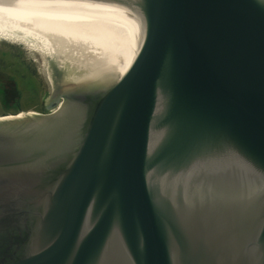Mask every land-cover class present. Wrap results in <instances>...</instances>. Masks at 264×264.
<instances>
[{
  "label": "water",
  "instance_id": "water-1",
  "mask_svg": "<svg viewBox=\"0 0 264 264\" xmlns=\"http://www.w3.org/2000/svg\"><path fill=\"white\" fill-rule=\"evenodd\" d=\"M24 1L135 53L0 119V264H264V0Z\"/></svg>",
  "mask_w": 264,
  "mask_h": 264
},
{
  "label": "bare ground",
  "instance_id": "bare-ground-1",
  "mask_svg": "<svg viewBox=\"0 0 264 264\" xmlns=\"http://www.w3.org/2000/svg\"><path fill=\"white\" fill-rule=\"evenodd\" d=\"M1 39L24 44L34 53L52 89L56 84L59 87L83 81L85 85L98 77H118L128 69L135 53L131 36L118 24L57 5L24 0H0Z\"/></svg>",
  "mask_w": 264,
  "mask_h": 264
},
{
  "label": "rangeland",
  "instance_id": "rangeland-1",
  "mask_svg": "<svg viewBox=\"0 0 264 264\" xmlns=\"http://www.w3.org/2000/svg\"><path fill=\"white\" fill-rule=\"evenodd\" d=\"M36 57L24 44L0 40V78H15L20 93L18 103L21 106L17 110H8L0 96V117L46 111L44 102L53 89Z\"/></svg>",
  "mask_w": 264,
  "mask_h": 264
},
{
  "label": "flooded vegetation",
  "instance_id": "flooded-vegetation-1",
  "mask_svg": "<svg viewBox=\"0 0 264 264\" xmlns=\"http://www.w3.org/2000/svg\"><path fill=\"white\" fill-rule=\"evenodd\" d=\"M2 92H3V97L1 98H2V101L4 102L5 108L8 110H12V109L17 110V108L14 107V104L17 103V99L20 93L18 89V83L15 80V78H12L5 82L2 88ZM44 107L46 111H41V113H47L48 111H50V109L47 108L45 105ZM19 108H21L20 104H19Z\"/></svg>",
  "mask_w": 264,
  "mask_h": 264
},
{
  "label": "trees",
  "instance_id": "trees-1",
  "mask_svg": "<svg viewBox=\"0 0 264 264\" xmlns=\"http://www.w3.org/2000/svg\"><path fill=\"white\" fill-rule=\"evenodd\" d=\"M13 78H14V77H13ZM10 79H12V77H9V78H0V96H1V97H3L2 88H3L4 84H5L6 81H8V80H10ZM18 99H19V97H18ZM18 99H17V103L14 104V107H15V108H19Z\"/></svg>",
  "mask_w": 264,
  "mask_h": 264
}]
</instances>
